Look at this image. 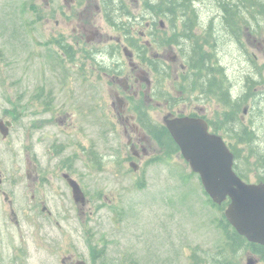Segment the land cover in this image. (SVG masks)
I'll return each instance as SVG.
<instances>
[{
    "label": "rangeland",
    "instance_id": "obj_1",
    "mask_svg": "<svg viewBox=\"0 0 264 264\" xmlns=\"http://www.w3.org/2000/svg\"><path fill=\"white\" fill-rule=\"evenodd\" d=\"M145 1L126 0V5L138 17L143 14ZM218 1L226 0H196L193 8L200 24L192 25L189 33L192 43L201 45L199 37L207 38L203 46V53L207 58L210 55L207 65L223 68L226 88L231 95L239 96L237 103L244 100L236 114L239 123L258 134L251 143L254 156L249 146L233 136L226 137L242 157L243 174L254 182L259 173H264V16L253 12L256 18H252L241 11V17L226 25ZM32 2L0 0V112L10 108L16 119L10 135L0 142V164L4 163L0 188L16 181L13 188L17 189L14 198L18 209H30V196L35 192L17 188L21 181L31 182L24 174L23 180L18 179L19 171L14 166L24 161L26 150L48 173L42 177L51 179L39 182V193L46 197L55 221L50 224L54 249L49 253L40 244L38 255L35 259L33 255L29 264H62L61 260L70 255L87 264H213V259L223 260L222 255L236 264H246L248 257L259 264V257L248 248L230 256L226 251L219 254L224 237L217 225L223 213L213 207L199 177L191 172L179 151H166L155 145L157 138H153V159L134 161L139 165L135 171L129 166L126 135L110 114L108 82L96 74L93 77L101 83L94 78L84 81L79 57L74 62L79 64L75 72L72 63H63L52 41V35L62 30L53 25L59 15L50 19L44 1L35 0L38 10ZM229 2L235 4L237 0ZM175 19L173 23L163 19L162 29L157 19L156 31L161 36L157 35L155 41L146 39L152 46L146 54L162 53V48L171 52L167 56L178 52L177 44L171 41L183 32V21L180 16ZM117 20L122 23L124 18L117 16ZM139 31L145 33L143 25ZM102 33L117 34L105 22ZM188 71L196 75V71ZM73 80L81 84L74 85ZM154 81L163 83L159 87L162 95L158 96L180 99L177 93L181 87L173 78L162 79L157 74ZM158 96L147 110L153 121L161 123L165 101ZM196 96V91L186 96L189 103L181 105L182 113H189ZM52 101L51 110L57 112L54 116L47 107L41 111L36 108L37 103ZM216 101L202 106L206 118L218 126L223 112L230 109ZM244 108L246 114L242 113ZM258 154L261 158L257 164ZM61 169L70 171L79 183L87 199L85 206L73 201L60 177ZM1 206L0 196V212Z\"/></svg>",
    "mask_w": 264,
    "mask_h": 264
},
{
    "label": "flooded vegetation",
    "instance_id": "obj_2",
    "mask_svg": "<svg viewBox=\"0 0 264 264\" xmlns=\"http://www.w3.org/2000/svg\"><path fill=\"white\" fill-rule=\"evenodd\" d=\"M42 1L46 3V11L49 12L50 19L54 18V14H58L60 17L53 22V25L56 26L54 29L62 28L57 34L52 35L53 44L57 48V56L63 60V63L69 62V66L72 63L73 72L77 71L79 67L78 63L74 65L77 57H79L84 81L93 79L96 74L100 75L101 80L105 79L108 82L111 92L110 114L112 112L111 117L116 118L126 135L130 162L137 161L140 163L144 159H153H151L150 154L151 142L153 138H157L159 128L168 133L165 126L167 120L200 118L207 122L209 131H216L223 137L226 136L227 130L223 123L224 120L217 126L204 115L205 109L202 104L213 103L219 95L216 93L215 84L211 79L212 72L210 73L209 66H207L205 59L207 54L203 53V46L206 45L207 38L199 37L201 45L191 41L193 36L189 31L191 26L198 25L197 23L193 24L188 19L182 18L183 32L171 41L177 44L178 52L175 55L167 56L171 52H164V48H162V53L158 52L156 55H151L146 54L147 49H152L151 43L147 40L155 41L157 35L161 36V32L156 31L157 21L151 17H144L142 20L136 21V18L131 17L132 12L128 9L127 16L129 17H126V20L130 23L119 24L117 16L125 15L126 0ZM31 4H36L35 0ZM35 7L38 10L37 5ZM164 15L168 16L169 14L165 13ZM161 19L159 24L162 29L163 18ZM164 20L173 23L176 19H171L169 15L168 19ZM103 22L117 34L102 33ZM136 23L138 26L143 25L145 33L139 31V27H135ZM120 29H122V33H120ZM201 58L206 61V66L196 67L192 64ZM168 61L173 65L172 67L169 66ZM188 68L196 71V75H191ZM157 74L162 79L171 77L175 83L179 84L181 90L177 94L180 99L178 97L168 99L166 96H158L162 95L159 87L163 83L154 81V76ZM94 80L101 83L97 78ZM192 82H195L194 87H192ZM73 84L80 85L81 83L73 80ZM68 87L74 91L71 86ZM192 91H196V102L191 106L189 113L184 114L180 111L181 105L185 107L188 105L189 100L186 99V96ZM72 94L75 93L72 92ZM155 96L162 97L161 102L165 101V114L161 123L153 121L147 110ZM53 104L54 101L45 104L48 113L52 116L57 113L55 110H51ZM219 105L221 107L227 106V103L219 102ZM158 106L161 107V103ZM59 113L62 114L60 109ZM6 121V117L0 116V142L7 139L13 128L11 123L7 129V134L4 136L2 132L7 126ZM64 121H67V115H65ZM112 130L117 132L116 128H112ZM163 131L160 133H164L167 142L160 144L157 139L155 145H159L163 149L169 147L171 151H178L170 135L167 136ZM146 162L148 163V161ZM2 165L4 163L0 164V178L3 175ZM14 166L19 171L18 179L23 180L24 174L26 181L31 182V184H26L21 181L17 188L23 190L26 187L35 193L30 196V209L23 210L18 209L17 200L14 198L17 189L13 186L16 181L10 187L5 185L0 188V196L2 197L0 264H29L33 255L34 259L38 255L40 244L46 246L47 252L54 249V233L50 230V224L53 225L55 221L52 219L51 211L45 202L47 201L46 197L39 193V182L46 179L50 181L51 179L42 177L48 173L41 168L36 157L30 155L29 150L24 152V161L17 162ZM65 176L73 177L70 171L61 169L60 177L64 183H66ZM258 176L259 179L257 178L256 182L264 184V173H259ZM69 191L71 193V190ZM32 208H36V210H32ZM49 253L48 255H50ZM80 261L82 260L70 255L65 256L61 263L78 264Z\"/></svg>",
    "mask_w": 264,
    "mask_h": 264
},
{
    "label": "water",
    "instance_id": "obj_3",
    "mask_svg": "<svg viewBox=\"0 0 264 264\" xmlns=\"http://www.w3.org/2000/svg\"><path fill=\"white\" fill-rule=\"evenodd\" d=\"M165 123L191 171L199 174L211 201L216 205L229 201L224 211L228 224L249 243L264 247V184H248L236 175L233 154L220 136L208 132L203 120L176 118ZM68 183L75 202L84 204L77 184ZM247 264L254 262L248 259Z\"/></svg>",
    "mask_w": 264,
    "mask_h": 264
},
{
    "label": "trees",
    "instance_id": "obj_4",
    "mask_svg": "<svg viewBox=\"0 0 264 264\" xmlns=\"http://www.w3.org/2000/svg\"><path fill=\"white\" fill-rule=\"evenodd\" d=\"M191 0H157L158 2V7L165 6L166 7V12L174 16L175 13L181 12L185 19L191 20V17L194 16V12L192 10H189V3ZM229 0L225 2H219L220 7L223 10V16L225 23L227 24L229 21L234 22V19L237 17H241L239 15V12L241 11H246L252 18H255L253 15V12L257 13L258 15L264 16V0H237L238 3L235 4H230L228 3ZM161 10V9H160ZM188 12L186 13V11ZM210 58H205L206 61ZM197 62H192L194 66L200 67V66H206V61L201 59H197ZM210 73H213V82L215 84V90L216 93L219 95V101L221 102H226L227 104H230L229 102V96L226 90L224 89V84L222 83V69L220 67H212L209 68ZM211 73V74H212ZM218 78V79H217ZM236 104L233 103L231 105L232 109L231 112L233 113L234 110L237 109ZM225 119H229V121H232V125L235 124L234 120L231 119V117L226 114ZM158 135L159 136H164V133H160V131H163L162 129H158ZM166 133V131H163ZM231 135L233 138H235L238 143L242 144H250L254 141L255 137V132H252L251 130L245 129L241 124H237L236 127L231 131ZM164 139V137H161ZM232 152L234 153L236 164H235V169L238 173V175L247 180L246 176L243 174L242 171V164H241V159L239 151H235V149H231ZM251 153L253 151V155L255 154L256 151H254L253 148L250 149ZM261 158V155L258 154L256 158V163L259 162V159ZM246 159V158H245ZM248 161V160H247ZM218 210L222 213V210L224 207H217ZM223 217V216H222ZM218 228L220 231L223 233V236L225 238V241L223 242L222 247L219 249V254H223V252H227V255H234L238 253L239 250L248 248L250 251L254 254H257L259 256L260 261L264 264V248L259 245L255 244H249L247 241L240 237L231 227L230 225L223 219H220L218 221ZM221 257L223 260L220 259H213L215 260L213 264H236V262H233L230 257H226L222 255Z\"/></svg>",
    "mask_w": 264,
    "mask_h": 264
}]
</instances>
